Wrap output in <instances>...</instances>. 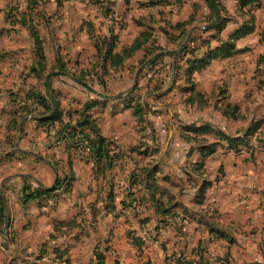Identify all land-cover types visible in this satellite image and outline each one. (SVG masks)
Instances as JSON below:
<instances>
[{"label":"crops","instance_id":"obj_1","mask_svg":"<svg viewBox=\"0 0 264 264\" xmlns=\"http://www.w3.org/2000/svg\"><path fill=\"white\" fill-rule=\"evenodd\" d=\"M218 1L231 17L220 33L208 0H0V54L34 53V33L44 56L50 41L56 54L48 66L0 65V264H64L56 251L67 264H96L97 255L104 264H264V104L250 93L264 54V0ZM247 22L234 53L189 82L174 51L193 38L187 57L198 58ZM156 46L165 54L142 70ZM84 114L90 124L80 126ZM191 124L214 130L193 133ZM80 134L104 138L112 158L77 146ZM206 144L215 152L190 174ZM66 176L69 192L23 203L26 183L49 188ZM169 215L190 221L187 230L163 228Z\"/></svg>","mask_w":264,"mask_h":264},{"label":"trees","instance_id":"obj_2","mask_svg":"<svg viewBox=\"0 0 264 264\" xmlns=\"http://www.w3.org/2000/svg\"><path fill=\"white\" fill-rule=\"evenodd\" d=\"M256 0H240V3L242 5V7L247 6L249 3L254 2ZM210 7L212 9V16H213V20L211 23V27L210 28H215L219 33L222 32V30L225 28L227 22L231 19V17H229L226 14H223V11H225V8L223 5H221V3L218 0H208ZM253 17V16H252ZM248 24H244L242 25L239 29L235 30L227 40H221L220 44H218L215 47L212 48H208L206 51L203 52V54L198 57V58H194V59H190L188 58V53L190 51V43L194 42V39L191 38L188 42H183L181 47L178 48L177 50L174 51V54L178 57V58H182L186 61V63L189 65L188 69L186 71L187 74V80H189V82H191V76L195 71H198L202 68L207 67L210 62L218 57H228L231 56L234 53L235 50V41L237 38H239L240 36L250 32V30H252V26L250 25L249 22H247ZM35 37V44L37 45V52H40L41 58L43 60H45V56L44 53L42 51V41L40 40L39 37H37V33H34ZM219 35H212V38L215 39H219L220 37H218ZM262 39L264 40V30L262 32ZM114 44V43H113ZM141 45V44H140ZM140 45H136L134 48H124L122 53L119 54L118 56H116L117 59H120V61H122L126 56H129L131 54V52L134 51L135 48H139ZM113 46L109 49L108 51V55L112 56L113 59V55H112V50H113ZM196 49V47L194 48ZM163 50L162 47L160 46H156L155 48H153V50H151L149 52V57H146L142 60L141 62V68L142 70L144 68L147 69H151L152 66H154L155 64H157L159 62V58L160 57H156V54L158 51ZM178 70V63H176V69H175V73ZM64 70L60 69L59 71H52L48 78H50L53 75H58V74H63ZM177 79V73H176V77L174 79V82L176 83ZM174 83V84H175ZM46 86L49 88L51 87V84L49 82V79L46 83ZM184 90L190 91V90H194V84L191 83L189 86L185 87ZM41 104L44 105V108L49 109L50 107H48V105L45 102H41ZM52 110V107H51ZM137 111L139 113L142 112V108H137ZM39 120L42 123H45L48 121V118H45L44 116H41L39 118ZM49 120H52V117L49 118ZM90 116L84 114L83 118L81 121L78 122V124L80 126H84V125H89L90 124ZM185 129L187 131L193 132V133H197L198 131L201 130H205V131H212L214 130L212 128V126H210L209 124H205L202 126H197L196 124H191L187 127H185ZM254 129L250 130V132L254 131ZM255 132V131H254ZM244 139V138H243ZM242 140V139H240ZM245 140V139H244ZM232 141H235V139H233ZM105 144V139L104 138H95V137H89L88 135L85 134H80L78 136V138H76V145L79 146L80 148H85L87 149L89 152H91V154L93 156H95L96 158H100L103 156H107L109 158V160L112 158L111 154L109 153L108 148L104 147ZM216 150V145L215 144H206L203 147H201V162L197 163L196 166L192 167V170L195 173H190V174H198L200 173V170L203 169V162H204V158L210 154H212L213 152H215ZM110 163V162H109ZM147 181L145 186L148 188L149 187V179L153 177V172L154 170H147L144 171ZM71 179L70 177H63V178H58L55 182V184L52 187L49 188H44L41 185H39L38 187H33L31 184L26 183L24 186V194L22 196V201L23 203H27L29 200L31 199H38V198H42L44 196L47 195H51L53 192L63 188L64 191L69 192L71 190ZM204 186V185H203ZM203 190V189H202ZM134 193H132L133 195ZM4 197L0 192V221H3V214H4ZM65 251H56L55 252V259L54 261L57 263H64L67 264V259L65 258ZM104 260H105V256L104 255H97V263L96 264H104Z\"/></svg>","mask_w":264,"mask_h":264},{"label":"rangeland","instance_id":"obj_3","mask_svg":"<svg viewBox=\"0 0 264 264\" xmlns=\"http://www.w3.org/2000/svg\"><path fill=\"white\" fill-rule=\"evenodd\" d=\"M97 27L98 26H96L94 28V30H96ZM17 37H18L17 43H19L21 38H20V36H17ZM93 40H94V44L99 41V39L96 36H94ZM48 47L50 49H47V54L45 56V60H43L41 58L40 52L36 51V49H37V45H36V46H34V49H35L34 53L35 54L33 53V51L32 52H25V53L15 51L12 54H0V65H13V66H16V65H20V66L21 65H36L38 61H40V65H47V66L52 65V63H53L52 61H53V59H55L56 54L54 53L55 49L52 48V42L51 41H50V45H48ZM71 59H72V56H71ZM260 64H261L260 67H258V69L256 70V72L253 75L254 79H253L252 90L250 91V93L255 96V99L257 101H259L258 103L264 104V54H263V58L260 60ZM15 68L16 67H13L14 72L17 71ZM158 77H159L158 73L156 74V76H153V78H155V80L158 79ZM60 80L61 79L59 78V81ZM112 90L114 91V89H112ZM111 93H112V91H111ZM1 114H3V113H1ZM34 114L36 115V113H34ZM169 127H171V124L168 126H164L166 132H164L163 135L160 137L159 141H160V144L162 145V148L166 147L165 144L167 141L168 130L170 129ZM168 147H169V144L166 148H168ZM169 159H170V157H169ZM173 163H175V162H173ZM129 169L130 168H128V167L125 168V170H128V175H130V173L133 171H135L136 173H140V171L136 170L135 168H132V169H134L133 171H131ZM260 206L264 212V200H261ZM205 215H207L206 217H208L210 214L205 213ZM211 219H212V217H211ZM164 221L167 224L166 225L163 224L165 226V227L163 226V228H166L168 226L175 227L176 223H179V222L181 223L182 226H180V224H178L174 229H172L173 232L176 233V237L178 236L179 232L181 233V232H184L187 230V228L185 226L188 225V223L190 222L189 221L188 223H186V222H184L185 220L183 218H175L174 216H171V215L167 216L164 219ZM166 231H167V229H166ZM177 243H178V241H176L174 243V246L171 244L168 245L167 249L169 251L173 250V249H174V251H177V249H180V248H177ZM195 253H196V249H194V252L192 254H195ZM205 261H209V260H205ZM212 262H214V261H212ZM200 264H212V263L201 261Z\"/></svg>","mask_w":264,"mask_h":264},{"label":"water","instance_id":"obj_4","mask_svg":"<svg viewBox=\"0 0 264 264\" xmlns=\"http://www.w3.org/2000/svg\"><path fill=\"white\" fill-rule=\"evenodd\" d=\"M164 54H165V51H161V52L157 53L156 58L160 57V56H162ZM174 75H175V68H173V77H174ZM171 138H172V131L170 132V137H169V139L167 141V145L166 146H168V144L170 143Z\"/></svg>","mask_w":264,"mask_h":264},{"label":"built area","instance_id":"obj_5","mask_svg":"<svg viewBox=\"0 0 264 264\" xmlns=\"http://www.w3.org/2000/svg\"><path fill=\"white\" fill-rule=\"evenodd\" d=\"M9 227L6 225L5 226V229L3 230L5 233H7V235H6V237H9V229H8Z\"/></svg>","mask_w":264,"mask_h":264}]
</instances>
